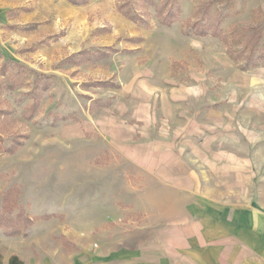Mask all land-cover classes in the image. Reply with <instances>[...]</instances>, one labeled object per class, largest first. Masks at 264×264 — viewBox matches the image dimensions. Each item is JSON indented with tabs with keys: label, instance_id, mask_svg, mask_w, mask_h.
I'll return each mask as SVG.
<instances>
[{
	"label": "rangeland",
	"instance_id": "1",
	"mask_svg": "<svg viewBox=\"0 0 264 264\" xmlns=\"http://www.w3.org/2000/svg\"><path fill=\"white\" fill-rule=\"evenodd\" d=\"M150 23L116 0H0L2 264H71L73 234L97 243L157 222L163 192L196 166L251 194L264 0H181L172 25Z\"/></svg>",
	"mask_w": 264,
	"mask_h": 264
},
{
	"label": "crops",
	"instance_id": "2",
	"mask_svg": "<svg viewBox=\"0 0 264 264\" xmlns=\"http://www.w3.org/2000/svg\"><path fill=\"white\" fill-rule=\"evenodd\" d=\"M247 121L244 116L241 130L256 138ZM257 131L259 147L242 150L249 166L244 183L253 188L251 194L235 196L234 182L221 186L219 171L203 175L196 166L193 182L186 174L178 175L177 182L168 180L172 187L163 192L162 207L151 214L157 222L130 233L114 228L97 243L73 234L77 254L71 255V264H264V128ZM224 151L236 155L234 149ZM233 162L225 169L232 180Z\"/></svg>",
	"mask_w": 264,
	"mask_h": 264
},
{
	"label": "trees",
	"instance_id": "3",
	"mask_svg": "<svg viewBox=\"0 0 264 264\" xmlns=\"http://www.w3.org/2000/svg\"><path fill=\"white\" fill-rule=\"evenodd\" d=\"M88 0H69L70 3L81 5ZM181 0H116L117 9L132 22L148 26L150 22L155 20L160 25L170 26L179 17ZM197 22L194 21L191 25L192 34L200 35L202 31L196 29ZM188 32V31H187ZM85 54L87 52H84ZM79 54H83L80 52ZM253 63L251 66H257ZM264 65V64H263ZM102 106V105H100ZM0 264L1 261H0ZM7 264H23L22 260L17 255H11Z\"/></svg>",
	"mask_w": 264,
	"mask_h": 264
}]
</instances>
